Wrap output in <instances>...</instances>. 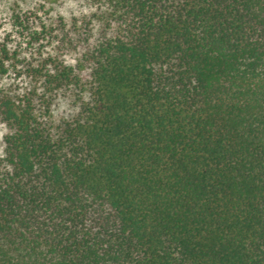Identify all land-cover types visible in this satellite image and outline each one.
<instances>
[{
    "label": "trees",
    "instance_id": "trees-1",
    "mask_svg": "<svg viewBox=\"0 0 264 264\" xmlns=\"http://www.w3.org/2000/svg\"><path fill=\"white\" fill-rule=\"evenodd\" d=\"M82 1L0 45V264H264V0Z\"/></svg>",
    "mask_w": 264,
    "mask_h": 264
},
{
    "label": "rangeland",
    "instance_id": "rangeland-1",
    "mask_svg": "<svg viewBox=\"0 0 264 264\" xmlns=\"http://www.w3.org/2000/svg\"><path fill=\"white\" fill-rule=\"evenodd\" d=\"M88 11L89 8L82 0H0V45L5 44L17 68L23 70L25 63L34 64V59L39 54L44 55L48 47L44 44V47H41L40 43L45 41H34L28 31L39 30L41 23H50L57 14L70 19ZM15 15L22 22L21 25L15 22ZM8 73L9 78L4 79L5 83L14 76L11 69ZM21 77L19 81L24 85L27 78L23 75ZM1 134L0 125V137Z\"/></svg>",
    "mask_w": 264,
    "mask_h": 264
}]
</instances>
